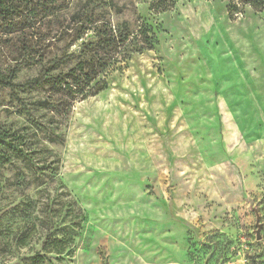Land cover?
<instances>
[{"label": "rangeland", "instance_id": "obj_1", "mask_svg": "<svg viewBox=\"0 0 264 264\" xmlns=\"http://www.w3.org/2000/svg\"><path fill=\"white\" fill-rule=\"evenodd\" d=\"M62 6L65 17L84 9L134 33L151 28L153 48L124 53L105 76L102 98L142 89L140 101L151 100L158 140L173 157L147 176L104 170L111 149L76 154L70 144L81 101L59 119L40 105L47 93L19 90L27 112L0 87V131L27 133L42 149L37 172L17 158L0 165V264H31L25 258L35 252L47 253L42 264H264V8L241 5L231 17L226 0H179L160 13L150 0ZM50 18L12 35L0 28L1 72L16 64V46L59 51ZM38 68L22 64L17 81Z\"/></svg>", "mask_w": 264, "mask_h": 264}, {"label": "trees", "instance_id": "obj_2", "mask_svg": "<svg viewBox=\"0 0 264 264\" xmlns=\"http://www.w3.org/2000/svg\"><path fill=\"white\" fill-rule=\"evenodd\" d=\"M65 0H0V28L12 35L26 28L35 27L43 15H55L47 21L48 27L53 21L56 27L57 42H62L59 51L44 56L41 44H23L16 46L14 60L16 64L7 72L0 71V87L10 88L22 107L29 112L25 102L19 96V90L43 91L47 98L41 106L54 115L68 118L77 101L98 95L108 89L106 74L115 63L129 52H143L154 46L151 28L146 24L139 26L137 33L132 32L126 24L114 25L89 10H79L69 17L59 14ZM155 12L172 9L179 0H150ZM229 2V15L238 12L241 5H249L256 11L264 8V0H226ZM91 32V34H89ZM74 46V48H72ZM125 53V54H124ZM34 57H38L35 59ZM75 63L62 69L68 62ZM38 64L37 74L25 81H17L20 66ZM56 138L51 141L56 142ZM42 153L39 146L30 142L27 133L19 134L11 130L0 131V165L10 163L14 158L32 166L35 172L40 170L38 156ZM83 219L75 222L79 228ZM62 240V239H61ZM59 240V241H61ZM62 251L58 253L61 255ZM31 264L49 261L47 253L35 252L27 256ZM57 259H63L59 256Z\"/></svg>", "mask_w": 264, "mask_h": 264}, {"label": "crops", "instance_id": "obj_3", "mask_svg": "<svg viewBox=\"0 0 264 264\" xmlns=\"http://www.w3.org/2000/svg\"><path fill=\"white\" fill-rule=\"evenodd\" d=\"M144 82L140 80V84ZM141 91L118 93L111 101L106 96L102 98L107 92L104 90L91 100L81 101L73 111L69 138L76 154L86 147L111 149L113 153L101 159L107 163L104 170L132 169L145 176L157 172L163 159L167 161L168 156L172 159V146L169 152L168 143L158 140L157 111L151 100L146 105L140 101ZM159 146L164 154L159 152ZM159 154L163 157L159 158Z\"/></svg>", "mask_w": 264, "mask_h": 264}, {"label": "water", "instance_id": "obj_4", "mask_svg": "<svg viewBox=\"0 0 264 264\" xmlns=\"http://www.w3.org/2000/svg\"><path fill=\"white\" fill-rule=\"evenodd\" d=\"M256 225L258 227V229H257V238H261L260 230H261L262 224L259 222V215H257Z\"/></svg>", "mask_w": 264, "mask_h": 264}]
</instances>
